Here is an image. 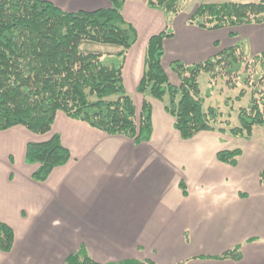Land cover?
<instances>
[{
  "label": "crops",
  "instance_id": "obj_1",
  "mask_svg": "<svg viewBox=\"0 0 264 264\" xmlns=\"http://www.w3.org/2000/svg\"><path fill=\"white\" fill-rule=\"evenodd\" d=\"M40 1L70 13L111 8L107 0ZM184 13L164 43L170 79L173 62L193 66L235 45L264 55V25L207 31ZM123 16L138 33L124 81L141 112L137 88L147 46L167 22L143 0L128 1ZM160 103L152 101L150 138L138 143L64 113L45 136L21 126L0 131V223L15 233L12 252L0 250V264H65L80 251L97 264H264V130L255 127L251 140L242 139L247 149L220 132L184 140ZM55 135L72 158L39 183L27 147ZM235 150L243 152L237 166L218 161L220 152ZM238 247L241 260L217 259Z\"/></svg>",
  "mask_w": 264,
  "mask_h": 264
},
{
  "label": "trees",
  "instance_id": "obj_2",
  "mask_svg": "<svg viewBox=\"0 0 264 264\" xmlns=\"http://www.w3.org/2000/svg\"><path fill=\"white\" fill-rule=\"evenodd\" d=\"M107 1L109 9L70 13L47 1L0 0V131L21 126L45 136L52 132L57 115L64 113L110 136L138 143L151 136L153 100L163 102L184 140L202 132L251 140L255 127L264 130V55L252 57L239 44L193 66L175 61L170 71L179 85L165 70L164 43L175 36L174 18L194 0H143L151 9L164 13L167 25L147 46L144 75L137 88L144 100L138 112L124 81L127 55L137 44L138 33L124 19L123 8L135 0ZM188 23L207 31L264 25V0L202 4ZM95 46H109L114 51H95ZM202 74L210 76L212 91L222 80L229 90L243 87L237 100H249L238 112L239 127L222 128L223 113L204 108L199 83ZM242 154L241 150L223 151L217 159L235 167ZM71 158L57 135L27 147L26 161L38 165L33 179L39 183ZM14 245L13 229L0 223V250L11 253ZM241 258L238 247L217 259ZM65 264L97 263L80 251Z\"/></svg>",
  "mask_w": 264,
  "mask_h": 264
},
{
  "label": "rangeland",
  "instance_id": "obj_3",
  "mask_svg": "<svg viewBox=\"0 0 264 264\" xmlns=\"http://www.w3.org/2000/svg\"><path fill=\"white\" fill-rule=\"evenodd\" d=\"M226 1H229V0H194V1H191L187 5V8L184 11L185 12L184 14L188 15L190 13H194V11H196V9L202 4H219V3H224ZM230 1H245V3H248L251 1L259 2L262 0H230ZM172 31H174V27H172ZM235 43H237V41ZM93 49L95 51H100L103 53L114 51L113 50L114 48L109 47V46H95ZM170 76H171L172 82L175 85L180 84L178 78L175 75L171 74ZM199 83H200V88H201V98L204 99L205 101L204 108L207 110L209 108H214V109L220 110L223 113L222 118L220 119L222 120L221 127L226 128L227 130L229 127L231 128V126L239 127L240 122L238 119V112L240 108L245 107L247 105L248 100H249L248 97L245 98L244 100H237V97L240 96L241 91L243 90V87L239 88L238 91L229 90L222 80L218 83V85L216 86V89L214 88V91H212L211 90L212 87L210 85V76L208 74H202L199 78ZM210 91H211V96H209ZM133 98L134 100L137 101V98L135 96ZM168 101H169V98L165 99V102H168ZM156 102H159V101H156ZM226 102H228V104ZM227 122L229 124L228 126L225 125V123ZM260 136L261 135L259 134V132L256 131V135L254 137L259 138ZM226 137L229 138L230 135L227 134ZM233 142L239 143V145L243 149L248 148V145H247L248 141L245 142V141H242V139L234 138Z\"/></svg>",
  "mask_w": 264,
  "mask_h": 264
}]
</instances>
